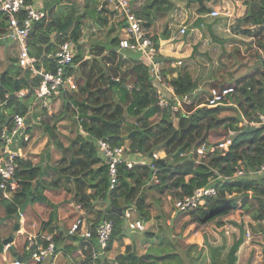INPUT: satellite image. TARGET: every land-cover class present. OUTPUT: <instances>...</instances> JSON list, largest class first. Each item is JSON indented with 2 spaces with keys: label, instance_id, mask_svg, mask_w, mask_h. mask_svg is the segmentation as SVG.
Segmentation results:
<instances>
[{
  "label": "trees",
  "instance_id": "obj_1",
  "mask_svg": "<svg viewBox=\"0 0 264 264\" xmlns=\"http://www.w3.org/2000/svg\"><path fill=\"white\" fill-rule=\"evenodd\" d=\"M130 1L132 10L141 19L143 28L158 48V37L150 30V26L156 14L175 8L174 0ZM242 3L244 13L239 18L241 21L237 20L232 29L256 41V48L248 52L247 58L242 56L238 47L225 55L220 45L216 44L205 52L194 46L188 56L180 58L174 65H170L171 59H161L165 79L176 88L180 98L185 96L189 100H182L178 110L172 109L174 98L168 92V104H157L156 90L161 85L153 80L149 66L140 53L118 49L117 35L110 38L113 44L110 47H106L102 39L89 35V39L83 38L86 28L83 25L87 24H83V21H89L97 28L107 25L109 35L116 30L105 16L112 11L101 2L84 0L83 5L72 2L69 5L72 8L70 12L62 15L50 12L36 20L27 39L29 52L35 57V66L53 70L55 50L60 42L71 38L73 58L67 73L74 74L77 87L67 95L52 96L60 98V108L56 112H48L41 105L42 100L36 101L40 106L38 120L27 126L25 131L40 126L52 133L50 121L57 123L61 118L69 119L71 124H75L76 130L66 144L55 142L60 155L52 164H34L26 156L15 158L17 187L7 197L0 190V204L6 214H13L29 204L44 203L52 207L50 217H53L55 205L50 202L45 190L64 189L74 205L94 214L89 224L92 229L90 237L81 236L78 231L54 232L48 226L51 222H47L46 229L52 232L55 249L64 252L73 250V257L76 258L74 264H109L105 253L95 258L91 256L92 250L98 247L95 234L97 225L103 218L113 222L106 246V251H109L112 242L121 241L126 233L123 214L126 208H131L135 216L142 220L150 218L148 188H155L159 193L171 188L174 200L192 193L196 187L211 184L217 188L215 195L205 196L204 203L192 209H175L176 216L187 214L194 222L213 220L220 226L223 216L232 209H240L263 226L264 177L233 176L238 161L253 167L264 160V130L261 127L238 125L244 118H252L256 111H264V57L261 55V51L264 52V0H242ZM4 18L0 12V33L6 30ZM193 24L198 25V21ZM164 32L162 35L166 37ZM83 40L86 47L89 45L87 52L83 51ZM216 40L222 41L219 38ZM255 57H258L257 61L253 62ZM235 58L245 64L240 62L235 65ZM236 70L239 72L234 74ZM257 74L260 79L255 78ZM109 79H112L111 82ZM40 80L39 73H31L29 69L18 65L16 56H10L0 69V90L7 94L0 105L1 142V129L12 125L14 112L29 118V104L37 99L33 88ZM226 87H230L231 91L224 95L222 103L210 107L200 106L210 96L212 88ZM22 88L26 92L18 96L17 92ZM245 128L248 129L242 131ZM212 134L230 136L228 150L211 153L209 147L216 141V136ZM101 137L113 145H123L125 156L135 161L129 168L124 164L118 166V177L113 187L109 186L105 160L93 143L94 139ZM50 138L55 140L54 135ZM201 143H205V151L203 155H198L196 148ZM25 144L26 141H23L21 145ZM154 151L161 152L153 160L159 167V182L155 184L150 182L152 169L140 163V160H151ZM160 157L163 161L159 160ZM217 174L222 177L218 178ZM247 192L249 195L245 194ZM118 207L122 208L121 213L117 212ZM235 225L240 227L237 223ZM143 233L146 238L152 235L150 230ZM241 239L238 237L232 242L223 258L219 257L220 247L208 245L211 255L209 262L234 264ZM40 242L46 244L45 239ZM161 248L158 251L149 246L146 253L138 254L130 242L124 245L123 252L115 260L117 264H151V260H148L150 257L157 259L171 255L166 246ZM79 254L83 256L80 258ZM186 257L191 259L187 253ZM17 258L22 260V254H18Z\"/></svg>",
  "mask_w": 264,
  "mask_h": 264
},
{
  "label": "built area",
  "instance_id": "obj_2",
  "mask_svg": "<svg viewBox=\"0 0 264 264\" xmlns=\"http://www.w3.org/2000/svg\"><path fill=\"white\" fill-rule=\"evenodd\" d=\"M209 4L207 14L216 18L227 12L223 11L222 6L218 0H205ZM103 6H108V9L112 13L116 14L120 23L118 31V49H129L140 53L143 61L149 66L150 74L161 85L156 90V102L158 105H167L168 100L166 98V92L173 96L174 104L173 110L181 108L182 100L188 101L186 97L180 98L176 93V88L170 81L166 80L162 74V61L159 57L158 48L155 46L153 39L150 37L147 30L142 26L141 19L137 17L132 10L130 0H106L102 1ZM0 12L5 16L6 30L0 33V41L11 40L17 45V64L27 68L31 73H39L41 80L39 84L33 88V92L36 98L42 100V106L50 108L49 98L57 96L59 94L67 95L76 89L77 83L73 73H67L68 67L71 65L73 58V41L71 38H67L60 42L57 50H55L54 62L55 67L53 70H44L42 67L37 68L35 66V57L29 52L28 46V33L36 20H39L46 16V11L43 8L33 5L29 0H0ZM186 31V26L182 25L179 28L180 33ZM262 57L264 52L261 51ZM1 62H5V59L0 58ZM179 62V59L178 61ZM231 91L230 87L217 89L212 88L210 96L200 103L201 107L216 106L223 102L224 95ZM26 89H20L17 92L18 96L24 95ZM7 98V94H4V99ZM1 105V104H0ZM13 123L9 127H3L1 129V138L3 145L0 153V190L3 192V196H9L10 191L17 187L18 179L16 177V163L15 158L20 156L18 149L12 148V142L19 130L24 127V116L18 112L12 114ZM239 126L247 127H261L264 130V111H256L252 118H244L243 121L238 123ZM27 136H24L26 139ZM55 141L58 142L56 136ZM99 154L105 160L107 166V177L109 186L113 187L117 181L118 166L121 164L126 167H131L135 161L125 156V148L122 145H113L106 138H96L93 140ZM231 143L230 136H223L219 140H216L210 145L209 151L216 153L219 150L226 151ZM205 143H201L196 152L198 155H203L205 151ZM160 151H154L152 153V159L149 161L140 160L141 164H147L152 169V175L150 182H159V167L153 161L160 156ZM233 176H253L264 177V160L257 166H246L242 161H238ZM218 178L222 176L217 174ZM217 188L214 185L207 184L205 186H199L193 189L192 193L186 194L180 198L173 200V205L177 211H186L192 209L205 201V196L215 195ZM132 209L126 208L123 212L124 217L127 219V228L131 230H143L144 224L139 219L131 218ZM238 221V219L236 220ZM264 224V219H263ZM113 222L109 218H103L95 229L98 247L94 248L91 252V256L95 258L98 254L106 252L107 241L109 239ZM226 229H235L236 225L231 226L224 225ZM81 236L90 237L92 235V229L89 225L84 224L83 218L78 217L73 221L69 228V233L77 232ZM19 233H22L18 229ZM51 234H46L44 239L45 245L38 244L35 247H31L28 255L34 263H42L46 259L54 255L55 246L51 239ZM243 238L246 242L253 239L252 229L245 224ZM27 239L30 241L32 235H28ZM22 260L14 259L8 264H21Z\"/></svg>",
  "mask_w": 264,
  "mask_h": 264
},
{
  "label": "rangeland",
  "instance_id": "obj_3",
  "mask_svg": "<svg viewBox=\"0 0 264 264\" xmlns=\"http://www.w3.org/2000/svg\"><path fill=\"white\" fill-rule=\"evenodd\" d=\"M174 1H175V8L173 9L174 15L169 19L170 22L169 20L166 22V24L169 23L170 26L168 27L167 25H165L166 26L165 27L162 24V22L161 23L158 22V26H162L158 28V32L162 34V31L165 28L164 30L166 34L171 35L173 33L175 38L172 42H180L181 40L183 41L190 40L191 42H196L199 38L197 28H190L191 25H187L186 31L184 33H180L178 30L180 27V23H182V21L183 23H186L185 20H187L186 17L187 12L188 11L190 12V10L193 9L192 7L194 4L198 5V1L197 0H174ZM240 1L241 0H223V2H220L218 0V2L223 8V11L229 13L230 16H232L228 20L225 17L226 15L223 14L221 15V17L218 18H212L209 15L207 17H202L205 23H203V26H200L199 29L202 31H207L208 29H210L213 30L214 33H212L211 37L209 36L208 32H203L202 35L200 33V39H199L200 43H197L196 45L200 47L201 52L208 51L212 48L213 45L219 44L222 52H224L225 55H227L229 52L233 51L236 47H238L242 56L247 58L248 52L253 51L256 48L257 45L256 41H254L253 39H251L246 35H243L239 32H235L232 29V26L236 22V19L238 17L236 14L242 15L244 13ZM79 4L83 5V0H79ZM208 6L209 4H207L206 8H208ZM66 8L72 9L70 6H67ZM181 12H183V14L186 15L185 16L178 15ZM198 12L200 14V9H198ZM108 23H109V19H108ZM83 24H84L83 26L86 27L84 28L85 32L83 33L84 39L86 38L89 39V37L87 36L89 35L92 38H96L99 40L102 39L101 42H103V44L106 47L113 46L112 42L110 41V38L116 35L117 29L113 30L109 35L110 31H108L106 27L107 25L103 28H97L96 26H94V24H91L89 21L88 22L83 21ZM224 28H227L226 31L223 30ZM215 35L217 36V38L222 39V41H217L215 39ZM169 43H171V41ZM12 44L16 45L14 41L8 40L7 43L3 45L8 51H13V48L11 47ZM83 44L85 46L83 48L84 49L83 51L87 52L89 50L88 47L89 45L87 44L86 47L84 40H83ZM11 56H16V55H11ZM9 58H10V53H4L3 59H7V61H9ZM257 58L258 57L253 58L252 61L253 62L257 61ZM234 62L235 65L236 64L238 65V63L240 62L242 63L244 61H241L239 58H235ZM3 66H4L3 62L0 61V69ZM226 70L228 71L229 68H226ZM241 70H244V68H242ZM237 71L238 70L234 71L233 73L235 74ZM255 78L260 79L258 74L257 77ZM51 98H53V100L51 101V109L49 110H51V112H56L60 108L59 106L61 104L60 98L50 97L49 100H51ZM52 121H50V126H52L50 128V132L55 133L59 143L66 144L68 142L69 136L72 137L75 135V130H76L75 124L74 123L71 124V121L67 118H61L57 123ZM34 127L35 128L33 131L35 133V136H37L38 134H40L41 130L43 129L39 126H34ZM222 132L224 133V131ZM44 133L45 135H47L46 131H44ZM212 135L214 136L215 134ZM215 136L216 137L214 139L219 140L223 136V134H219ZM46 138L48 143L53 144L51 146L53 147L56 146L55 144L56 141L54 140V138H49L48 136ZM41 146L42 145L39 143L37 147L35 146L34 150L36 149L38 150V148ZM54 160L50 164H52ZM171 190H172L171 188L170 189L167 188L162 193H159V191H157L155 188L147 189L148 191L147 196H149V200H150L149 205L153 210V214L151 213L152 221L151 223H148L145 226V230L152 229L154 232L158 233V237L155 236L151 239H146L143 233V231L145 230L138 231L127 228L130 238H132V240L135 241L134 251L136 253L138 254L146 253L149 246L156 248V250L158 251L162 249L161 248L162 246H166V248L169 249V254L171 255H163L161 257H158L157 259L150 257L149 260H151V264H211L209 262V260L211 259L210 251L208 249L209 246L220 247L219 257L223 258L229 246L232 244V242L236 240L238 237L241 238L243 237L245 224H247L252 229L253 232L252 240H257L258 238H264V230H263L264 228H262L264 227V225L261 226V224H258L257 221H254L252 219L250 214L246 215L240 209H232L228 214L223 216L221 218L223 224L220 226L217 223H215L213 220L206 223L194 222L192 218L187 214L186 215L181 214L179 216H176L177 213H175L176 212L175 207H173L174 206L173 195H172L173 193L171 192ZM64 193L65 196H70L66 191H64ZM155 198L158 199V203H153L155 202L154 201ZM153 204H155V206H153ZM39 205L44 206V204H39ZM60 205H62L60 211L63 212L67 210L68 218L72 219L74 217L73 208H71L68 205V202L64 200ZM27 206L20 207L17 210V212L8 215L6 214L4 207L3 206L1 207L4 213V214H0V238L3 236L1 239H3L4 236H7L12 232L13 225L15 222L21 221L19 212L23 214V217H26L27 222L25 223L24 220L21 222L23 225L22 227H25L24 229L25 232L23 233V235H18V234L14 235V239L11 242L12 248L0 252V264H7V262L11 261L18 254H24L25 251L24 244L26 242L25 239L26 234L28 233V231L30 230L32 231L33 229L29 223V221L31 220V214ZM84 213L88 214L85 211ZM237 219L238 221H236ZM124 221L127 224L126 218ZM235 223L239 224L240 227H238V225H236L235 229H232L231 227L226 229L224 227V225L231 226ZM159 238H161L162 240L161 242ZM168 238L170 239V242ZM252 240H250L249 242H251ZM243 241L246 242L245 240ZM110 250L106 252L107 263L117 264L115 257L118 255L117 254L118 250L117 251L114 250L112 252ZM63 252L64 251H62V253ZM62 253L57 252L54 257L52 256L39 264H74L76 258L73 257V250L64 252L68 254L67 255L68 258L66 257V255H64V253L63 254ZM186 253L191 256V259L186 257ZM258 254L260 255L261 253L258 252ZM24 257H25L24 264H37L32 261L29 255L24 254Z\"/></svg>",
  "mask_w": 264,
  "mask_h": 264
},
{
  "label": "crops",
  "instance_id": "obj_4",
  "mask_svg": "<svg viewBox=\"0 0 264 264\" xmlns=\"http://www.w3.org/2000/svg\"><path fill=\"white\" fill-rule=\"evenodd\" d=\"M29 1L33 5L45 9L46 16L50 12L54 13V14L62 15L64 13H66L67 11L70 12V8L67 9L66 7L69 6L72 2L79 4V0H29ZM98 1L102 3V1L105 2L106 0H98ZM204 1L205 0H198V3H200V8H199L200 14H199L198 9H197L198 5H196V4L193 5V7H192L193 9H191L190 12L189 11L187 12V15L183 14V12L178 14L180 16L186 15V17H187V20H185L186 23H183V21H182V23H180V27L182 25H184L186 27H187V25H191L190 28H197L198 29L197 32H198L199 38L196 42H191L190 40H188V41L181 40L180 42H172L175 38L173 33L171 35H169V34H166V32H164L166 37H163V35L158 32V28L162 27V26H158V22L159 23L162 22V24L164 26L167 25L169 27L170 26L169 23L166 24V22L174 15V12L172 9L166 13L156 14L155 21L150 26V30L153 31L158 37V51H159L160 59H162L164 57L171 59L172 62L170 65H174L175 62L178 61V59L183 58L185 56H188L191 53L193 47L197 46L196 45L197 43H200V40H199L200 39V33L202 35L203 32H208L209 36L210 37L212 36V33H214L213 30L208 29L207 31H202L199 29V27L203 26V23H205L203 21L202 17L208 16V14H207L208 8H206L207 2H204ZM219 1L223 2V0H219ZM240 2H241L242 10H244V5L242 3V0ZM83 4H84V0H83ZM79 5H81V4H79ZM194 6H196V7H194ZM105 7L108 8V6H105ZM204 11H205V13H204ZM223 15H226L225 17L227 20L232 17V16H230V14L229 15L223 14ZM236 15L238 16L236 19V21H237V20H239V18L242 15L241 14H236ZM105 16L108 17L110 24L115 25V28L117 29V33H116V35H117L118 31H119L120 24H119V21L117 19L116 14L111 12V14L106 13ZM219 17H221V15ZM216 18H218V17H216ZM197 21H198V25L197 24L194 25L193 23L197 22ZM240 21L241 20H239V22ZM169 22H170V20H169ZM226 29L227 28H224L223 30L226 31ZM234 31L236 32V29ZM215 39H217L216 35H215ZM7 41L8 40L0 41V58L4 57V53H10V56L11 55H17V46L15 44L11 45V47L13 48V51H8L4 47L3 44H6ZM170 41H171V43H169ZM3 42H5V43H3ZM197 48L200 50L199 46H197ZM181 49H183V50H181ZM6 62H7V59H5V62H3V64H5ZM3 94L4 93L0 90V104H3L2 103L3 102L2 100L4 98ZM39 99L40 98H37L36 100H34L33 102H31L29 104V109L27 111L29 118H26V116H24V127L22 129H20L18 134L15 136V138L12 142V146L15 147V149L19 150L20 156H26V157L29 156V158L32 160V162L34 164H45L46 162L48 164H50L55 158L59 157V154H60V151L58 150L57 146H54V147L51 146L53 144L48 143L47 138H46L47 136L50 138L51 135L56 136L55 133H53V132L49 133L46 131L47 135H45L44 130H41L40 134L35 136V133L33 131L35 127H33V129H31L28 132L25 131L27 126L35 124L38 120V117H39L38 115H39L40 109H39V104H37L36 101L39 102ZM52 100H53V98H51V100H49L50 108H47L48 112H51V110H49V109H51V101ZM41 105H42V102H41ZM25 135L27 136L26 139H24ZM23 141H26L25 145H21ZM39 143L42 146L39 147L38 150L37 149L34 150L35 146L37 147L39 145ZM1 144H2V142L0 141V148L2 149ZM60 190H50V189L45 190V194L49 198L50 202L55 205V210H54L55 214H53V217H50L52 214V207L49 205H46L44 203H33V204H29L27 206L29 208L30 214H31V220L29 221V223L33 229H32V231L31 230L28 231V233L26 234V237H25V239H26V242L24 244V246H25L24 254L25 255H28V252H29L31 247H35L38 244H42L40 241H41V239H44V236L46 234L52 235V232H48L46 229L47 222H49V221L51 222V223H49L48 226L52 227L53 231L56 232L58 230H63V231L68 230L70 224L73 221H75L78 217H82L84 224H87V225H89L91 220L94 219L93 213H88V214L84 213V211L82 209H80L78 205H74V203L71 201V196H65V193H64L65 190L64 189H60ZM147 193H148V191H147ZM64 200L68 202V205L71 208H73L74 217L72 219L68 218V211L67 210H65L63 212L60 211V208L62 206L60 204ZM149 201H150L149 196H147V203H148V208H149V212H150V218L148 220H146V221L142 220L141 218H139V216H135V213H133V212L131 213V218L139 219L140 221L143 222L144 226H146L148 223H151V221H152L153 210L149 205V203H150ZM154 201L155 202H153V203H158L157 198H155ZM39 204H44V206H40ZM153 206H155V204H153ZM1 207L2 206L0 204V214H4ZM98 208H100V206H98ZM19 216H20L21 221L18 222V224H19L18 229H20V231L22 233L16 232L15 234L23 235V233L25 232V230H24L25 227H22L23 225L21 222L24 220V222L26 223L27 220H26V217H23V214L21 212H19ZM87 218H89V219H87ZM262 223H263V220H262ZM143 230H145V227ZM143 230H138V231H143ZM125 231H126V233H125V235L121 241L114 240L112 242V247L110 250L111 252L114 250H116V251L118 250L117 254L122 253L124 250V245L127 243H130V242H132V244L135 247V241L132 240V238H130V236L128 234L127 225H126ZM150 231H151L152 235H151V237L146 238V239H151L155 236L157 237V234H158L157 232H154L152 229ZM28 235H32V239L30 241L27 239ZM254 235H255V233H254ZM7 236H4V238ZM1 238H0V242L3 240ZM13 239H14V237H13ZM243 240H244V238L242 237L241 242H240V244L237 248V251H236V260H235L234 264H264V238H258L257 240H252L251 242H244ZM11 248H12V243L5 245L3 250L5 251V250L11 249ZM57 252L62 253V250H60V249L56 250L55 249L53 257L56 255ZM78 252H80L79 249H78ZM106 252H105V254H107ZM258 252H260L261 254L259 255ZM24 254H22V263L21 264H24V258H25ZM64 255H66V257L68 258V256H67L68 254L64 253ZM82 256L83 255L79 254L78 257L81 258ZM109 256H110V254H109ZM14 259H18L17 256L14 257L12 260H14ZM19 260H21V259H19ZM11 261H9V262H11ZM7 264H8V262H7Z\"/></svg>",
  "mask_w": 264,
  "mask_h": 264
},
{
  "label": "water",
  "instance_id": "obj_5",
  "mask_svg": "<svg viewBox=\"0 0 264 264\" xmlns=\"http://www.w3.org/2000/svg\"><path fill=\"white\" fill-rule=\"evenodd\" d=\"M112 79H109V82H111ZM248 128H245L244 130L242 131H246ZM160 161H163V159L160 157L159 158ZM246 195H249V193H245ZM117 212L121 213L122 212V208L121 207H118L117 209ZM19 227V224L18 222H16L13 226V229H12V232L5 238H3V240L0 242V252L3 250L4 246L5 245H8L10 244L12 241H13V237H14V234L16 233L17 229Z\"/></svg>",
  "mask_w": 264,
  "mask_h": 264
},
{
  "label": "clouds",
  "instance_id": "obj_6",
  "mask_svg": "<svg viewBox=\"0 0 264 264\" xmlns=\"http://www.w3.org/2000/svg\"><path fill=\"white\" fill-rule=\"evenodd\" d=\"M17 232V231H16Z\"/></svg>",
  "mask_w": 264,
  "mask_h": 264
}]
</instances>
